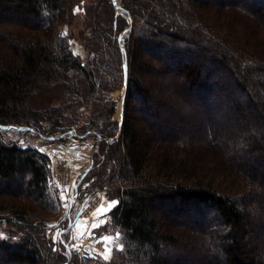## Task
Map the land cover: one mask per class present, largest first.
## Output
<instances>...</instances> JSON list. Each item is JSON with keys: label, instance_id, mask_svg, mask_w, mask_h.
I'll use <instances>...</instances> for the list:
<instances>
[{"label": "trees", "instance_id": "obj_1", "mask_svg": "<svg viewBox=\"0 0 264 264\" xmlns=\"http://www.w3.org/2000/svg\"><path fill=\"white\" fill-rule=\"evenodd\" d=\"M81 1L0 0V127L68 132L84 104L93 105L95 117L103 116L104 127L95 119L89 128L76 126L79 137L101 139V159L92 156V168L77 191L87 183L93 192L117 200L108 216L122 235L123 249L107 260L87 258L82 264H182L186 255L177 252L183 251L181 235L192 226L204 230L206 264H264V245L255 243L264 227L257 212L264 202V167L257 170L254 156L238 149L246 139L243 145L264 163V0H120L121 14L113 0H98L86 12L91 34L85 47L92 55L86 61L73 53L67 37L51 32L55 23L70 21ZM128 17L133 25L124 38L129 74L125 115L120 136L107 143L117 134L119 117L113 119L116 103L105 95L112 88L123 91L118 36L129 25ZM224 59L232 64L228 76L233 84L224 83L217 71ZM184 90L200 109L227 100L226 111L240 116L249 109L253 116L247 115L236 130L207 128L199 143L184 130L189 129L182 119L189 117L186 99L174 100ZM49 92L61 98L60 105L32 109L33 97ZM177 114L182 118L175 120ZM148 116L152 119L141 121ZM160 118L174 124V137L158 140L138 127H159ZM252 119L263 127L249 132ZM197 142L204 149H196ZM212 158L218 166L211 165ZM148 169L153 173L145 174ZM49 173L48 155L4 141L0 129V211L6 200L26 198L54 213L58 206ZM10 211L0 223L22 236L0 238V264H79L76 252L70 250L68 257L49 244L47 220L31 221L25 209ZM68 224L66 219L62 229Z\"/></svg>", "mask_w": 264, "mask_h": 264}, {"label": "rangeland", "instance_id": "obj_2", "mask_svg": "<svg viewBox=\"0 0 264 264\" xmlns=\"http://www.w3.org/2000/svg\"><path fill=\"white\" fill-rule=\"evenodd\" d=\"M77 1V0H74ZM98 0H83L79 2L73 9V17L69 18V22L65 21L55 23L53 36L55 34H58L59 36H65L68 39V43L71 47V50L73 53L80 57L82 61H86L89 57H92L90 55L85 47V43L89 35L91 34V28L88 26L86 19L87 17V10L90 6H93V4H96ZM119 4L121 5L120 0ZM96 6V5H95ZM99 7V5H98ZM117 14H121L122 12H117ZM90 17V16H89ZM128 19H131V17H128ZM104 23V21H101ZM132 25L133 20L131 19ZM128 27V26H127ZM139 28V27H137ZM132 29V26H131ZM130 29V30H131ZM120 34V33H119ZM51 35V34H50ZM51 37V36H50ZM52 38H50L51 40ZM225 60V61H224ZM225 62H219L222 65L217 66V71L220 73V77L222 78V81L224 83L230 82L232 83L231 78L228 76V71H231L232 64L228 59H224ZM206 65L207 62H205ZM250 89V87H249ZM121 90H117L116 88H112L109 91L106 92V97L109 100V103L115 102L116 111L113 114V119L118 118L119 114L117 113L119 110L117 108H120V97L123 93H120ZM229 90H226V92ZM100 94L102 93L99 91ZM43 94V93H42ZM72 94V93H71ZM174 92H171L170 95L166 96L171 103L173 101ZM73 95V94H72ZM71 95V97H72ZM96 95L98 93L96 92L94 94V98L91 100V102H94L96 99ZM232 96V95H231ZM164 98V97H163ZM186 99L187 101V109L186 111L188 113V119L182 118L180 114L176 115V119L182 118L184 121L188 122V128L184 129L185 132H193L194 138L198 140L202 138L204 135L205 130L207 128L214 130H226L228 131V127L230 129H239L241 125L244 126L246 122V116L248 115L251 119L253 116L254 111L253 110H245L242 115L234 114L233 111H226V107L230 105L229 101L225 100L224 103L221 106H214V105H206L205 109H200V103L195 100L194 96L191 93H188L184 90V93L182 96H179L176 101L177 104H179V100ZM189 100V101H188ZM35 102V105L33 106L35 110L38 111H44L48 107H57L60 105L61 98L56 97L54 93H46L45 95H39L37 97H33V100ZM240 104H246L247 102L244 100L239 101ZM93 105L90 104L89 107H86V105H81L77 109V121L75 125L77 127H84L89 128L91 127L92 120H96L99 122L100 127H104V118L103 116L95 117L93 114ZM199 112V113H198ZM124 113V112H123ZM187 113H185L187 115ZM125 114H123L124 116ZM98 116V115H97ZM225 118L223 121L222 118ZM228 117V118H227ZM142 118V117H141ZM148 119H152L151 116L146 117L145 119H141V121H149ZM160 118L159 127H155L154 125H150L149 127L145 125V123H139V129L142 130L145 134H157L156 138L160 140L161 136H167L168 138L174 137L176 134L175 129H173L172 125L173 123H170L166 119V123L163 124ZM219 119V121H217ZM173 121V120H172ZM165 122V121H164ZM250 128L249 132H252L254 129H257V127H263L261 126V122L259 120H249ZM226 124V126H225ZM76 126L73 130H70L68 132L62 133H56L51 134L49 132L46 133H40L39 130H37L34 127L29 126H21L17 127L16 125H10L7 127H2L1 134L2 138L6 142L10 143H16L21 147H36L41 152L45 153L49 157V179H48V186L53 194L54 199L57 202L58 209L54 213H49L46 210H43L38 205L34 204L30 200L26 198H20V201H14V200H6L5 203V209L3 211H0V217H5L10 215V210L14 208V210H28L29 215L32 218L31 221L40 223L41 220L45 219L47 220V224L45 227V237L47 241H49V244L52 245V247L57 250V252L64 254L65 256L70 257V250H73L76 252L79 256V264H82L87 258L94 259V258H100L96 257L95 253L96 251L102 252L106 251L110 257L111 254L114 252L120 251L123 249V243H122V235L119 231V229L116 227L115 224H113L110 220V217H108L106 224L104 227L100 226L104 229H107L106 232L109 231V236H106L105 240H91L89 236L90 230L92 229L93 221L95 219L93 218V213L96 210V204L94 198H89L91 195H94L95 193H99L98 199L100 203L105 204L107 202V205L113 201L109 200V198H106V194L104 191L97 190L93 192L88 187V184L86 183L78 192V182L83 174V172L90 166L92 168V156L94 154H97L99 156V159H101V155L99 153V141L100 138H92L93 136L91 134L87 135L86 137L81 136L79 137L76 132ZM154 126V127H152ZM14 128L15 130H12ZM119 128V127H118ZM23 129L24 131H21ZM95 131H90L88 133H94ZM118 134V130H117ZM117 134L113 137L107 138V143H112L113 141L117 140ZM159 135V136H158ZM53 138L49 140V138ZM67 139L66 143L62 144L58 140L60 138ZM199 138V139H198ZM247 138V135H246ZM110 139V140H109ZM251 141V140H250ZM195 144L196 149L201 150L204 149V146L202 144ZM246 142V139L244 142H241V147H238V149L241 152H248L250 155L254 156L253 167L257 168L260 172L262 171L264 167V163L262 161H259V158L257 156V153L249 150L250 146L243 145ZM247 144V143H246ZM90 155V157H89ZM215 158L211 159L212 164L211 165H217V162L214 163ZM214 166V167H216ZM90 168V169H91ZM112 168V165H111ZM105 169L108 173L110 169L109 163L105 165ZM113 171V168L111 169ZM145 174H152L153 171L151 169H148V171L144 172ZM79 175V176H78ZM120 181V180H118ZM264 181V180H263ZM263 185V184H262ZM76 195L79 196L78 200V208L77 210H81V219L84 221V226L86 227V234L84 236H78L76 234L71 233V230L68 227L65 228L61 233L58 234V232L62 229L64 220H68L69 217H64V206L65 201L67 202L68 198L74 197L76 201ZM78 199V198H77ZM117 202V200H114ZM1 202V200H0ZM76 203V202H75ZM260 207L257 210L258 216H262L261 219L264 217V202H259ZM1 204V203H0ZM102 204V205H103ZM117 204V203H116ZM115 204V206H116ZM2 206V205H0ZM29 206V207H28ZM114 207V206H113ZM112 207V208H113ZM111 208V209H112ZM110 209V210H111ZM94 210V211H93ZM101 213V212H99ZM109 213V212H108ZM188 214H193V212H188ZM83 215V216H82ZM93 215V216H92ZM192 216V215H191ZM194 216V214H193ZM98 216V220H99ZM179 219L176 218L175 221H178ZM103 222L100 224L102 225ZM96 224V223H95ZM50 227V231H48ZM53 227V228H52ZM47 228V230H46ZM199 229V228H198ZM195 226H192V228L188 229L187 231H184L182 238L181 246L183 247V251L179 252V254H185V260L182 264H206L208 261H210V257L206 254V248L204 247V230L203 233L200 232ZM48 231V232H47ZM22 232L13 230L10 226H8L6 223H0V238H7V237H15L18 238L19 236H22ZM259 242L255 240V243L260 247L259 243L263 246V240H264V227L262 228L261 235L259 237ZM64 241H67L64 243ZM107 242L109 245H107ZM64 244V249L60 246V244ZM102 259V258H100ZM4 261L3 259H0V262L2 263ZM173 264V263H172ZM177 264V263H175Z\"/></svg>", "mask_w": 264, "mask_h": 264}, {"label": "crops", "instance_id": "obj_3", "mask_svg": "<svg viewBox=\"0 0 264 264\" xmlns=\"http://www.w3.org/2000/svg\"><path fill=\"white\" fill-rule=\"evenodd\" d=\"M89 157H90V155H89ZM98 194L99 193H95L94 195H91L89 197V198H94L95 199L94 202L96 204V208H95L96 210L95 211L93 210L94 211V213H93L94 216L92 215L93 218L95 219V221H93V224L96 223L97 225H99L96 228H93V225L91 227L92 229L90 230L89 236L93 237V238H91L92 241L93 240H102L103 241V240H105V237L109 236V234H110L109 231L106 232L107 229L103 230V228H102L106 224L105 222H107V219L109 217L108 216V212L110 210H107V206H108L107 202L105 204L99 202V199H98L99 195ZM78 200H79V196L76 195V201H74V203L72 205L70 216H69V219H68V221H69V229L71 230V233L74 232L73 234H76L78 236H84L86 234V230H85L86 227L84 226V221L81 219L82 218L81 217V214H82L81 212L82 211L81 210H79V211L77 210V208H78ZM69 204H70L69 201H67V206H64L63 209H65V208L68 209ZM102 204H103L104 211L99 213L97 211V209H100ZM98 216H100L99 220L97 219ZM101 222H103L102 225L100 224ZM100 226H102L101 227L102 230L99 229ZM97 230H100L99 234L95 233V231H97ZM108 245H109V243L107 242V245L105 247H107ZM106 254L108 255V253L106 251H102V252L96 251L95 256L104 259L103 257ZM108 257H109V255H108Z\"/></svg>", "mask_w": 264, "mask_h": 264}, {"label": "water", "instance_id": "obj_4", "mask_svg": "<svg viewBox=\"0 0 264 264\" xmlns=\"http://www.w3.org/2000/svg\"><path fill=\"white\" fill-rule=\"evenodd\" d=\"M113 5L114 8L117 12H124V10L122 9L121 5L119 4L118 0H113ZM132 26V22L131 19H129V25L128 27H126L118 36V44L119 47L122 50L123 56H124V61H123V82H124V86H123V93H122V98H121V103H120V116H119V128H118V134L117 137L118 138L121 134L122 131V121H123V112H124V104H125V99H126V91L128 88V59H127V55H126V50H125V45H124V38L127 36L128 32L130 31ZM110 140V139H109ZM90 166L84 171V173L82 174L78 185L82 182V180L84 179V177L87 175V173L90 171ZM72 203H73V199H70V204L68 207V215L71 212V208H72Z\"/></svg>", "mask_w": 264, "mask_h": 264}, {"label": "snow or ice", "instance_id": "obj_5", "mask_svg": "<svg viewBox=\"0 0 264 264\" xmlns=\"http://www.w3.org/2000/svg\"><path fill=\"white\" fill-rule=\"evenodd\" d=\"M51 139H53V138L50 137L49 140H51ZM116 203H118V202L113 201V202L109 203L108 206H107V210H110L113 206H115ZM65 206H67L66 201H65ZM97 211H98V212H103V211H104L103 205L101 206L100 209H97ZM98 226H99V225H97V224H93V228H96V227H98ZM105 239H110V238H105ZM103 258H104L105 260H107V259H108V255L106 254Z\"/></svg>", "mask_w": 264, "mask_h": 264}, {"label": "built area", "instance_id": "obj_6", "mask_svg": "<svg viewBox=\"0 0 264 264\" xmlns=\"http://www.w3.org/2000/svg\"><path fill=\"white\" fill-rule=\"evenodd\" d=\"M0 128H2V127H0ZM12 130H15V129H14V128H12ZM52 228H53V227H52ZM46 230H47V228H46ZM48 231H50V227H49ZM48 231H47V232H48Z\"/></svg>", "mask_w": 264, "mask_h": 264}, {"label": "bare ground", "instance_id": "obj_7", "mask_svg": "<svg viewBox=\"0 0 264 264\" xmlns=\"http://www.w3.org/2000/svg\"><path fill=\"white\" fill-rule=\"evenodd\" d=\"M79 176V175H78Z\"/></svg>", "mask_w": 264, "mask_h": 264}]
</instances>
